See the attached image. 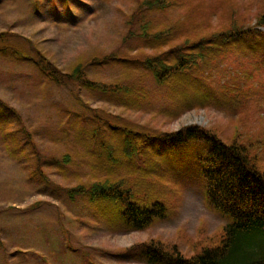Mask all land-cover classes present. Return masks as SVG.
I'll return each mask as SVG.
<instances>
[{"label":"trees","instance_id":"16d2710c","mask_svg":"<svg viewBox=\"0 0 264 264\" xmlns=\"http://www.w3.org/2000/svg\"><path fill=\"white\" fill-rule=\"evenodd\" d=\"M29 1L37 11L44 2ZM51 1L57 9V0ZM72 1L63 0L68 12ZM75 1L84 5L88 0ZM132 1L119 48L95 51L88 59L78 57L66 71L47 63L45 75L59 85L76 84L101 92L127 110L142 109L156 93L164 100L158 112L172 122L187 111L209 106L226 108L239 121L247 116L264 91L246 88L245 82L233 75L228 78L227 73L216 89L214 74L233 56L250 63L264 77V0H256L255 15L241 11L232 0ZM171 11H178V18L161 21ZM102 66L118 71L115 82L88 78L91 69ZM96 112L91 119L98 126L91 133L93 137L100 134L104 143L93 174L101 180L91 185L89 193L93 201L113 204L100 206L113 231L151 229L168 217L163 198L169 189L196 183L203 187L208 206L230 221L218 244L204 246L198 254L186 256L175 245L151 239L126 249L123 259L145 264H264L263 118L254 139L251 133L242 136L237 130L226 142L212 129L190 125L174 132L159 131L151 139L158 148L149 152L136 146L145 136L141 126ZM147 188L155 201L146 200ZM70 192L80 196L88 190L80 186Z\"/></svg>","mask_w":264,"mask_h":264},{"label":"rangeland","instance_id":"374dc122","mask_svg":"<svg viewBox=\"0 0 264 264\" xmlns=\"http://www.w3.org/2000/svg\"><path fill=\"white\" fill-rule=\"evenodd\" d=\"M214 1L216 0H207ZM232 2L241 11L247 9L252 15L258 10L255 9L256 0ZM71 5L73 12L68 14L63 7V0H57V9L51 0H44L41 9L43 13L38 16L29 0H3L0 6V33L11 31L29 38L62 69L79 56L89 57L95 50L105 52L118 47L125 32L124 21L134 5L132 0H88L84 5L74 0ZM176 16L177 13L172 11L161 16V21L166 23ZM9 25H12L11 28ZM47 55L45 57L48 58ZM225 67L232 70L238 81H246L250 87L257 86V91H260L262 85L258 81L264 84V77L253 71L252 65L246 61L231 56L225 60ZM115 73L117 72L106 67L96 77L106 76V81H110ZM79 93L94 108L104 109L142 124L140 130L145 136L136 141V146H144L149 152L158 148L151 139L157 138L161 129L173 131L198 124L213 128L229 142L237 130L242 136L251 133L249 137L254 139L253 135L259 131L260 119H264V94L258 95L257 105L250 107L247 116H242L241 122L237 114L228 113L221 108H208L206 111L188 112L178 121L169 123L164 117H158L156 104L127 112L116 108L111 102L97 103V97L90 96L83 90ZM70 100L66 90L42 82L24 69V66L0 59V101L4 108L0 110V115L14 117L13 111L19 115L25 129L35 135L40 150L51 155L43 158V161L62 162L61 155L68 153L71 161L86 160V164H89L92 158L88 157L87 150L86 159L69 152L79 147L73 135L65 134L68 130H74L75 125L63 126L66 117L69 122L76 118L74 110L69 108ZM79 108L78 102L76 111ZM67 110L68 113L65 114ZM76 121L78 128L80 122L77 118ZM52 137L60 141L50 143ZM12 143L16 150L9 153L0 132V264H133L115 260L112 255L147 239H158L166 245L177 244L186 256H190L209 244L210 238H216L227 223L226 219L208 208L200 188L187 187L180 194L176 192L172 197L168 194L163 198L170 213V221H164L143 233L113 234L109 231L110 226L96 222L92 211L98 206L93 204L89 207L87 204L91 187H88L86 196L76 197L77 202L72 203L73 200L70 201L61 193L65 192L64 187L77 185L78 180L73 178L67 181L55 174H51L52 178L30 174L34 159L23 155V151L19 149L28 144ZM103 143L99 134L81 144L100 146ZM79 150L84 151L82 148ZM255 152L256 150H252V153ZM99 154L100 152L97 153ZM59 169L66 173L67 178L79 170L78 165L72 170ZM86 178H90L91 182V174L83 180ZM100 180L97 174L92 175L93 184ZM47 187L55 192V196L48 198L42 194L43 188ZM145 195L146 200L155 201L149 188ZM102 204L113 207L111 203Z\"/></svg>","mask_w":264,"mask_h":264}]
</instances>
